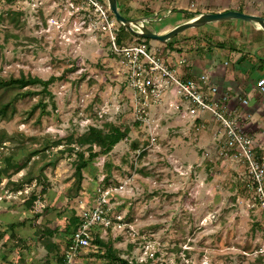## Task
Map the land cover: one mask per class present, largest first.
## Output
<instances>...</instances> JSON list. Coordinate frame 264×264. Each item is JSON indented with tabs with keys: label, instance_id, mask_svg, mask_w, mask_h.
I'll list each match as a JSON object with an SVG mask.
<instances>
[{
	"label": "rangeland",
	"instance_id": "obj_1",
	"mask_svg": "<svg viewBox=\"0 0 264 264\" xmlns=\"http://www.w3.org/2000/svg\"><path fill=\"white\" fill-rule=\"evenodd\" d=\"M96 1L108 8L107 0ZM119 3L125 17L154 16L156 21L147 27L158 33L206 12L242 9L264 16V0ZM190 14L192 18H188ZM98 16L86 0H0V78L59 77L50 86L52 98L44 100L48 111L44 115L40 108L34 109L39 95L22 96L23 90L0 88V105L14 102L15 107L13 115L0 118V138L6 140L0 145V165L3 155L20 153L23 148L27 153L40 151L45 143L77 136L91 125L101 127L110 122L130 129L128 138L111 153L84 169L79 186L74 154L66 153L54 166L50 164L62 146L46 151L44 158L42 152L31 158L28 167L35 175L43 169L47 188L31 211H24V203L43 185L33 182L24 185L21 192H13L7 180L3 181L0 264H57L58 254L73 233L71 211L97 201L107 162L113 164L108 197L113 203L112 214L128 224L110 234L122 253H128L132 245L130 257L138 262L150 260L149 264H258L259 253H264V208L252 205V191L243 182L238 186L239 175H243L240 164L220 156L215 139V133L221 131L219 124L210 116L196 123L185 113V104L177 109L169 86L154 95L139 90L141 82L123 55L113 50L100 30ZM236 29L230 22H219L181 33L173 38L172 48L144 39H130L124 46L145 45L173 63L184 59L180 71L190 78L192 67L195 72L204 71L200 65H191L192 60L218 52L217 45L224 43L229 53L220 51L213 61V70L220 75L227 71L229 55L235 57L248 50L246 39L237 36ZM249 72L246 68L244 76ZM251 82L254 85L256 80ZM259 95L253 90L249 94L239 91L232 99L248 98L251 103L245 107L255 111V103L264 94ZM263 127L258 123L251 130ZM256 136L264 145V132ZM135 142L137 150L132 148ZM26 171L11 180H20ZM11 224H17L16 238L10 237ZM46 230L54 231V237L49 238ZM48 241L57 245L50 254L45 247ZM91 252L83 254V264H99Z\"/></svg>",
	"mask_w": 264,
	"mask_h": 264
},
{
	"label": "built area",
	"instance_id": "obj_2",
	"mask_svg": "<svg viewBox=\"0 0 264 264\" xmlns=\"http://www.w3.org/2000/svg\"><path fill=\"white\" fill-rule=\"evenodd\" d=\"M86 2L99 13L100 30L108 37L113 50L123 55L132 74L141 82L139 90L154 95L169 86L170 95L174 99L173 104L175 103L177 109L185 104L187 108L185 113L196 123L210 116L219 124L221 131L215 133V139L218 141L216 146L219 148L220 156L233 159L240 164L244 177L239 175V178L244 187L252 191L249 201L253 202L252 205L259 204L264 208V145L261 146L257 142L256 133L259 131L251 130L250 115L245 110L248 100L231 102L230 96L209 84L204 75L199 79L185 77L180 71L185 63L184 59L175 63L169 59L164 61L160 53H152L142 44L118 46L116 41L118 23L110 15L109 9L96 0ZM257 88L259 93L264 94V78L257 82ZM111 189L104 188L102 184L98 199L93 205L88 207L82 205L79 211L75 210L79 224L71 234L64 251V264H79L77 261L82 254L88 251L97 252L94 241L97 235L104 238L100 231L104 234L110 231L112 234L116 228L128 227L121 216L112 214L113 203L108 198ZM259 255L264 261V253L261 252Z\"/></svg>",
	"mask_w": 264,
	"mask_h": 264
},
{
	"label": "trees",
	"instance_id": "obj_3",
	"mask_svg": "<svg viewBox=\"0 0 264 264\" xmlns=\"http://www.w3.org/2000/svg\"><path fill=\"white\" fill-rule=\"evenodd\" d=\"M118 6L120 12L124 16L125 13L123 9L120 7L119 0H118ZM238 11L245 12V10L242 9H239ZM126 17L130 18L128 16ZM192 17L193 15L190 14L188 18H192ZM224 22L227 23V21ZM130 39L143 40L141 38L134 36L128 29H126L123 26L118 28L117 38H116L118 46H124L125 42H127ZM146 41L148 42L150 40H146ZM172 42L173 39L167 42L170 48H172ZM217 46L223 48L225 47V44L222 43V44H218ZM57 80H59V77L51 76L49 79L44 80L39 77L31 76V75L28 76L23 75L17 78L10 77L8 79L0 78V88L23 90V92L21 93L22 96H29L33 94L39 95L40 100L35 105L34 109L40 108L41 115H44V114H48L47 113L48 111H46L47 104L44 102V100L46 97L52 98L50 86L54 84ZM31 87H38L40 89L39 91H32L30 89ZM14 111H15L14 102L1 104L0 118H6L8 116H11L13 115ZM197 123H199V121ZM129 132L130 129L128 127H122L110 122L105 123L101 127L91 125L84 133L79 134L77 136L69 135L65 139H59L56 141H52L50 143L48 142L45 143V146L40 151H33V152L30 151L27 153V150L23 148L20 153L17 152V153H9L7 155H3L2 163L0 165V185L3 183L4 180H7V186L13 192H21L22 187L24 185H31L33 182H35L36 186L43 185L42 189L38 193L32 192L28 200H26L24 203L25 204L24 211H31L32 208L34 207L33 204L37 201V199L40 196L47 193V188L46 186H44L46 178L43 174V169H41L38 175H35L32 170V167H28V162H30L31 158H33L37 154H40L41 152H42V158H44L46 157L45 154L46 151H49L52 148H59L62 146V148L58 149L57 153L53 155L50 164L54 166L56 162L60 158H62L61 156H63L66 153L74 154L76 156V161L74 164L75 166L74 176L77 179L79 186L84 178L83 177L84 169L87 168L88 165L94 162V160L97 159L98 157L105 156L111 153V151L117 144L128 138ZM4 142H6V140H4V138H0V145H2ZM132 148L133 150H137L138 143L137 142L133 143ZM31 164H35V163L32 162ZM26 169H27L26 174L23 175L20 180L18 181L11 180V178L14 175ZM112 169H113V164L111 162H107L105 164L106 176L103 178V183H102L104 188L110 186L109 181L112 178ZM241 177L244 176L241 175ZM241 182L242 181L239 178L238 186L241 185ZM69 223L74 228L73 229L74 232L79 224V219L75 215L74 210L71 211V215L69 217ZM16 227L17 224H11L8 227L10 232V237L12 238H16L14 232ZM46 231H47L46 235L49 238L54 237L55 235L54 231L51 230H46ZM108 234L110 235L111 232L108 231ZM3 238H4V233L0 232V240H2ZM48 242L49 243H46L45 247L47 249V252L50 254L53 251L57 250V245L50 241ZM94 242L98 250L97 252H91L90 256L97 258L99 260V264H149V262H151L150 260L146 262H138L136 259L130 257V254L133 249L132 245H129L130 249L128 253H122L118 248L115 247L111 235L109 236L108 239L101 238L97 235ZM64 251L58 254L57 264H64L65 261ZM82 256L83 254L80 256V258L77 261L79 264H83L81 258ZM261 263H262V256L258 260V264ZM86 264H90V263H86Z\"/></svg>",
	"mask_w": 264,
	"mask_h": 264
},
{
	"label": "crops",
	"instance_id": "obj_4",
	"mask_svg": "<svg viewBox=\"0 0 264 264\" xmlns=\"http://www.w3.org/2000/svg\"><path fill=\"white\" fill-rule=\"evenodd\" d=\"M250 14L254 13L251 12ZM229 22L232 27L236 26L238 28L236 29L237 32H235V34L246 39V41H244L246 43L245 48H247L248 50H244L243 54L238 53L235 57L232 56L230 58L231 55H229V61L226 65L227 71L226 73L220 75H217V73L214 72L213 66L215 62L213 61L215 58H217V55L220 51H226L227 54L229 53L228 50L224 49L227 45H225V47L223 48H217L218 52L215 51L212 54H205L202 57H195V59L192 60L191 65H200L203 67L204 71L202 73L195 72L194 67H192V73H190L189 75L191 76L190 78L194 79H199L202 75L206 76L209 84L217 87L219 92L227 93L230 96V101L235 102L232 99V96L239 91H243L244 93L249 94L253 90L256 92V94H260L257 88V82L260 79L264 78V32L257 26L251 25L247 22L239 20L227 21V23ZM182 54L183 53H181L180 55ZM246 68H249L250 72L248 74H245L244 76V71ZM205 71L210 73V75ZM252 80H256V83L254 85H252ZM221 85H225V87H222ZM247 100L249 102L248 98ZM239 101L240 100L238 99V101L236 102ZM255 108V111L249 110L247 108L245 109L250 115L251 126L257 125L258 123L264 125V95L261 96L260 101L255 103ZM254 121H256V124ZM258 129H260L259 131L262 132L264 127L263 129Z\"/></svg>",
	"mask_w": 264,
	"mask_h": 264
},
{
	"label": "water",
	"instance_id": "obj_5",
	"mask_svg": "<svg viewBox=\"0 0 264 264\" xmlns=\"http://www.w3.org/2000/svg\"><path fill=\"white\" fill-rule=\"evenodd\" d=\"M107 5L116 22L128 29L134 36L160 43H167L187 30L199 29L211 24L233 20H239L255 25L264 32L263 16L239 12L237 10H227L221 12L202 13L184 23L176 25L164 33H158L147 27L149 24L156 21L154 16L127 18L120 12L118 0H107Z\"/></svg>",
	"mask_w": 264,
	"mask_h": 264
}]
</instances>
